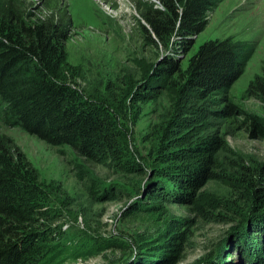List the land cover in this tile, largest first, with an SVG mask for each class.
Segmentation results:
<instances>
[{
	"label": "trees",
	"instance_id": "1",
	"mask_svg": "<svg viewBox=\"0 0 264 264\" xmlns=\"http://www.w3.org/2000/svg\"><path fill=\"white\" fill-rule=\"evenodd\" d=\"M217 1L158 0L162 10L145 2L136 7L144 41L166 48L172 39L176 47L171 55H163L157 61L159 67L154 68L150 78L154 82L143 79L134 85L139 89L137 96L146 94L152 86H162L161 79L168 78L190 100L206 103L211 97L220 96L219 101L211 104L222 108L209 111L217 117L240 113L226 93L242 74L252 53L249 44L230 39L204 41L188 56L184 68L177 57L180 50L184 54L190 50L192 37L202 32L206 15ZM60 19L54 14L27 18L18 0H0V121L19 127L48 146H66L114 173H144L137 165H129L121 147L115 118L131 127L136 116L126 105H118L115 79L108 78L103 86L105 96L101 101L109 108H102L81 97L60 77L59 73L69 67L64 52L66 33ZM98 84L96 81L95 86ZM95 93L91 95L100 99ZM246 93L264 108V74L249 81ZM243 123L252 136L264 137L263 127L254 116L245 115ZM182 128H190L186 120L166 126V133L176 135L170 139L178 151L177 154L171 150L167 158L180 163L167 175L154 173L146 184L137 183L136 196L141 194L155 204L183 203L192 201L196 191L217 180L216 154L222 148L217 136L192 141ZM5 141L8 140L0 136V264H36L45 252L42 242L51 240L54 230L42 220L37 171L23 155L13 154ZM230 164L236 168L235 177L240 183L234 189L237 207L223 206V214L211 217L232 224L234 231L225 234L224 240L198 264H264V161L236 159ZM116 193L120 200L123 192L116 189ZM138 208L151 210L135 207L137 211ZM129 212L126 208L122 215ZM191 227L188 219H170L155 239L121 233L109 236L106 247L125 251L116 264H178L185 249L191 247Z\"/></svg>",
	"mask_w": 264,
	"mask_h": 264
},
{
	"label": "rangeland",
	"instance_id": "2",
	"mask_svg": "<svg viewBox=\"0 0 264 264\" xmlns=\"http://www.w3.org/2000/svg\"><path fill=\"white\" fill-rule=\"evenodd\" d=\"M18 1L23 4L27 18L48 14L61 18L69 67L59 75L81 97L107 108L101 101L105 96L103 86L108 78L115 79L114 96L119 100L118 105H126L131 115L136 116L131 127L115 118L121 147L129 165H137L144 171L114 173L66 146H48L19 127L0 121V136L8 140L5 142L9 149L13 154L23 155L38 173L42 220L54 230L52 239L42 242L45 252L36 264H116L126 253L107 248L109 236L122 233L155 239L170 219H188L192 225L191 247L185 249L178 264H198L224 240L225 234L234 231L232 224L211 217L223 214V206L237 207L234 189L240 183L235 177L236 168L229 163L236 159L264 161V137L252 136L243 123L245 115L254 116L264 130V108L259 100L246 93L249 81L264 74V0H218L207 13L206 24L193 39L190 50L186 54L180 50L177 54L184 68L188 56L207 40L230 39L251 46L252 53L242 74L226 93L240 113L228 118L209 112L222 108L211 104L219 101L220 96L211 97L206 103L190 100L168 78L161 79L162 86H152L146 94L137 96L139 89L134 85L143 79L154 82L150 78L154 68L159 67L157 61L163 55H171L176 48L172 39L163 48L142 38L136 7L145 2L162 10L158 0ZM93 93L100 99L93 97ZM182 120L190 126L182 128L188 140L213 135L221 142L222 148L216 154L217 180L208 182L195 192L192 201L183 203L155 204L151 199H143L141 194L136 196L137 183L146 184L154 173H171L180 163L167 158L171 150L177 154L178 151L170 139L176 135L166 133V126ZM116 189L123 192L120 200L116 198L119 197ZM137 206L151 210L138 208L137 211ZM126 208L130 212L123 216L122 210Z\"/></svg>",
	"mask_w": 264,
	"mask_h": 264
},
{
	"label": "water",
	"instance_id": "3",
	"mask_svg": "<svg viewBox=\"0 0 264 264\" xmlns=\"http://www.w3.org/2000/svg\"><path fill=\"white\" fill-rule=\"evenodd\" d=\"M195 37H192V39H194Z\"/></svg>",
	"mask_w": 264,
	"mask_h": 264
}]
</instances>
